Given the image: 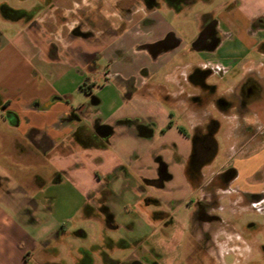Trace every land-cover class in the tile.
<instances>
[{"label": "crops", "instance_id": "0c3cea01", "mask_svg": "<svg viewBox=\"0 0 264 264\" xmlns=\"http://www.w3.org/2000/svg\"><path fill=\"white\" fill-rule=\"evenodd\" d=\"M19 2L24 6L11 8L7 0H0V264H75L82 258L88 264L100 263L96 245L90 246L89 251L71 249L61 254L49 251L52 245L48 240L36 243L12 208L15 201L11 190L19 186L29 189L23 202L30 205L49 184L64 182L79 190H94V194L105 187L108 194L104 205L110 218L107 220L100 213L99 221L111 230L123 229L129 237L124 245L116 247L117 240L109 236L107 249L111 253L116 248L126 250L121 260L144 254L140 241L145 234L138 218L143 209L135 207L145 196L141 186L144 181L169 192V184H162L174 174L167 164L168 157L161 154L166 149L177 157L174 167L183 177L179 181L181 192L174 190L168 202L177 206L197 196L193 212L196 222L198 204L210 200L201 194L207 191L210 179L202 178L200 182L199 178L204 177V168L214 159L217 143L215 155L201 167L194 184L186 172L192 137L190 143L176 128L173 114L156 101L152 92L155 87L165 86L152 79L170 63L163 77L175 85L177 94L184 96V104L190 100L188 105L176 103L173 107L185 112L184 120L187 119L192 136L197 130L204 131L212 118L197 122L190 111L210 105L234 121L237 128L245 125V114L251 112L247 104L220 107L210 101L198 105L192 98L200 89L194 87L189 76L194 67L209 69L204 84L210 87L212 99L218 85L207 83L210 76L223 81L226 95L233 100H239L248 81L264 89V62L247 57L264 56V0L222 2L217 9L221 13L215 29L217 41L210 47L195 48L203 59L189 69V63H172L180 40L158 23L157 0L152 1V6H146L144 0ZM165 9L171 7L165 3ZM260 19L263 21L258 22ZM148 58L156 59L154 68L147 63ZM96 79H100L101 89H113L116 101L107 107L101 97L89 101ZM219 97L228 100L224 95ZM249 134L250 138L256 136L255 131ZM88 137L92 139L87 140ZM229 149L232 156L238 150L234 145ZM155 150L162 155L159 169L154 172L153 166L140 167L139 159ZM249 156L235 160V166L229 168L234 175L229 179L238 181L250 173ZM34 168L49 169L53 176L43 181L36 176L38 172H32ZM143 169L148 177L143 176ZM25 170L29 181L23 179ZM155 173L162 177L157 178L161 184ZM168 202L154 196L144 206L153 203L163 207ZM97 206L95 202V210ZM213 209L216 208H208V213L212 214ZM88 215L98 217L94 213ZM203 231L207 230L200 228L187 235L192 246L205 241ZM60 236L54 238L59 241ZM205 242L208 244V240ZM233 246L231 251L235 252L237 246Z\"/></svg>", "mask_w": 264, "mask_h": 264}, {"label": "rangeland", "instance_id": "374dc122", "mask_svg": "<svg viewBox=\"0 0 264 264\" xmlns=\"http://www.w3.org/2000/svg\"><path fill=\"white\" fill-rule=\"evenodd\" d=\"M7 1L11 8L24 6L19 0ZM231 1L157 0L155 2V7L157 9L160 7L157 10V18L160 17L159 21L157 19L158 23H161L163 28H168L169 32H173L180 40L178 47L174 49L175 60L172 63L179 61L189 63L191 66H188V69L199 64L203 58L195 48H197L196 41L200 37L202 28L214 23L216 29L217 22L221 19V13L219 10L217 11L218 6L222 2L231 4L229 3ZM165 3L171 9L166 10ZM247 57L258 58L264 62V56L259 54H250ZM155 60L148 58L147 63L154 68ZM169 68L170 63L161 68L152 79L153 82H160L165 86V88L155 87L152 95L156 101L173 114L176 128L191 143L192 131L187 119L184 120L185 112L182 114L183 111L173 107V104L176 103H181L182 106L188 105L190 100L184 104L185 98L183 95L177 94L178 89L175 85L165 81L163 76ZM207 83L218 85L217 91L214 93L215 98L224 95L228 100H233L231 95H226V86L219 77L210 76ZM101 86L102 83L98 79L96 86L90 91L89 101L93 97H101L107 107L113 100L116 101L115 95L112 92L113 89H101ZM189 89L191 92L193 91L191 88ZM223 92L225 94H222ZM175 94H177L176 97ZM246 104L251 112L245 114L246 124L238 128L234 121L222 116L214 106L210 105L202 110L190 111L193 119L197 122L212 118L220 123V128L215 135L216 155L210 165L204 168V177L201 176L199 180L201 182L202 178L204 181L210 179L207 191L201 194L211 200L209 208H216L211 213L220 217L221 222L205 223L204 227L195 222L193 214L197 200L195 195L180 205L169 204L168 201L171 200L174 190L179 192L181 189L179 181H183L181 172L174 167L177 157L173 156L169 149L161 152L163 156L168 157L167 164L174 173H172L173 177L169 176L162 182L163 185L164 182L169 184V192L158 190L145 183L146 181L142 182L141 186L145 196L142 197L139 206H132L136 210L143 209V213L138 217L142 232L145 234V237L140 241L141 247L145 251L153 252L152 256L161 264H264V89L262 90L257 85L253 93L247 97ZM149 108L153 109L151 106ZM232 113H235V110ZM252 131H255L256 136L250 138L249 133ZM231 145L238 149L233 153L234 156L231 155L229 149ZM161 154L158 153V150L152 151L150 155L140 158L138 165L140 167L153 166L155 172L162 164ZM247 155H250L252 170L246 177L232 181L226 176L216 175L219 171L224 173L227 169L234 167L235 160L238 162ZM48 170L34 168L32 172H38L39 174L36 176L45 181L46 178L53 176ZM143 171V176L148 177L147 170L143 169ZM25 173L23 179L28 180L29 172L25 170ZM158 176L159 174H154L155 179ZM160 179H157L158 184H161ZM195 182L197 183V181ZM27 190L29 189L19 186L10 191L15 201L12 208L17 211L20 224L34 237L36 243L48 240L50 245L54 246L61 254L68 253L71 249L89 251L92 245H96L99 251L109 253L111 258H121L125 254L126 250L117 248L111 253L107 249L108 245L105 244L110 236L113 240H117L115 246L118 247L121 245L120 239L125 240L128 235L123 229L111 230L105 222L100 223L99 218H102V215L97 209L95 210L90 200L91 198L97 199L101 191L94 194V190H79L69 182L60 185L49 184L48 189L35 195L36 204L34 206L23 202V197L29 193ZM154 196L168 202L166 204L169 205L160 207L149 203L144 206L147 200L154 199ZM85 205L90 206V213H94L98 217H90ZM157 213H161V215ZM56 224L58 227L55 226ZM200 228L209 232L208 244L200 242L198 246H192L187 235L197 232ZM52 229H55L54 233L59 231L58 233L61 235L59 241L55 240V234L51 232ZM233 245L237 246L235 252L231 251ZM96 257L99 259L98 254Z\"/></svg>", "mask_w": 264, "mask_h": 264}, {"label": "flooded vegetation", "instance_id": "af4514ba", "mask_svg": "<svg viewBox=\"0 0 264 264\" xmlns=\"http://www.w3.org/2000/svg\"><path fill=\"white\" fill-rule=\"evenodd\" d=\"M146 6H152V1L153 0H144ZM263 19H260L258 22H262ZM215 25L216 24H212V25H208L207 27H203L200 37L199 39H197L196 44L197 47H210L212 46L216 41L217 38L215 36ZM172 42V41H171ZM170 40H167V43H170ZM174 42V41H173ZM155 46H153L154 48ZM209 69H200V68H196L194 67L192 70V73L189 76V79L191 81V83L194 85V87H197L199 90V93L195 96H193V101L195 103H197L198 105H205L207 103H209L210 101L214 102L215 104H217L218 106H231V105H239V106H246V102H247V97H249L254 89H255V84L253 82H247L244 86V88L240 91L239 93V100H225L221 97L219 98H215L212 99V92L209 90L210 87H208L207 85L204 84V79L206 77V74L209 72ZM209 90V91H208ZM92 100H95V97L92 98ZM12 117L14 118V115H12ZM214 120V119H211ZM209 120V121H211ZM199 130H197L198 132ZM91 137H88L87 140H91ZM205 154V150H203L201 148V144H200V148L195 152V158H194V163L197 164L199 163L200 159L202 158V156ZM99 191H101L100 196L97 199H92L91 198V202L94 206L95 202L98 204L97 206V210L98 212L102 213L105 218L107 220H109L110 215L107 212V207L104 205V202L107 198V194L108 191L107 189H105V187H102ZM91 196V195H89ZM211 200H206L204 201V203H199L198 204V210L196 213V222L199 224V226L202 227L203 224H211L213 222H220V219L218 216L212 215L208 213V208L210 206ZM31 204H33L35 206L36 202H32ZM30 204V205H31ZM215 205V204H214ZM86 210L88 211V213L90 214V206L85 205ZM93 214V213H92ZM59 231L55 232V236L57 237L59 236L60 233H58ZM203 240H208L209 239V232L208 231H203ZM56 240V239H55ZM110 239H107V241H105L107 245H109L108 243ZM204 241V242H205ZM125 240L120 239V244L124 245ZM108 248V247H107ZM49 251H57V249L53 246L49 247ZM153 253V252H152ZM152 253L150 251H146L144 254L140 255L139 257H134L131 258L129 260H121V258H111L110 254L107 252H103V251H99L98 256H99V264H161L160 262H158L154 256H152ZM122 257V256H121ZM44 264H55V263H44ZM75 264H88L85 262V259L82 258V260L77 261Z\"/></svg>", "mask_w": 264, "mask_h": 264}, {"label": "trees", "instance_id": "16d2710c", "mask_svg": "<svg viewBox=\"0 0 264 264\" xmlns=\"http://www.w3.org/2000/svg\"><path fill=\"white\" fill-rule=\"evenodd\" d=\"M218 122L216 120L209 121L204 131H198L192 136V154L187 165V176L195 184L200 176V169L202 166L208 164L216 152V141L214 139V134L218 129ZM205 150V154L200 159L199 163H194L195 152L200 148ZM234 175L233 169H228L221 176H226V178H231Z\"/></svg>", "mask_w": 264, "mask_h": 264}]
</instances>
